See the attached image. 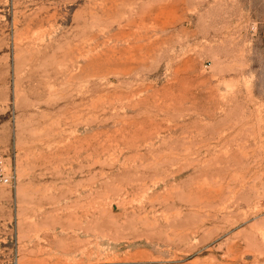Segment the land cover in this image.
Returning <instances> with one entry per match:
<instances>
[{"label": "rangeland", "instance_id": "1", "mask_svg": "<svg viewBox=\"0 0 264 264\" xmlns=\"http://www.w3.org/2000/svg\"><path fill=\"white\" fill-rule=\"evenodd\" d=\"M0 264H264V0H0Z\"/></svg>", "mask_w": 264, "mask_h": 264}, {"label": "built area", "instance_id": "2", "mask_svg": "<svg viewBox=\"0 0 264 264\" xmlns=\"http://www.w3.org/2000/svg\"><path fill=\"white\" fill-rule=\"evenodd\" d=\"M12 174L8 173L4 167V162L0 157V183L2 184H11L13 180Z\"/></svg>", "mask_w": 264, "mask_h": 264}]
</instances>
